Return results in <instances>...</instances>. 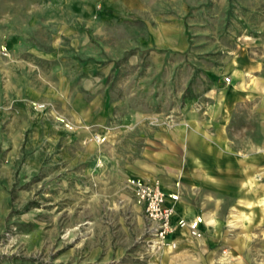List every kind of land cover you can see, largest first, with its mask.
I'll use <instances>...</instances> for the list:
<instances>
[{
	"label": "rangeland",
	"instance_id": "rangeland-1",
	"mask_svg": "<svg viewBox=\"0 0 264 264\" xmlns=\"http://www.w3.org/2000/svg\"><path fill=\"white\" fill-rule=\"evenodd\" d=\"M220 96L244 193L153 252L129 179L158 155L187 196L186 116ZM0 264H264V0H0Z\"/></svg>",
	"mask_w": 264,
	"mask_h": 264
},
{
	"label": "crops",
	"instance_id": "crops-1",
	"mask_svg": "<svg viewBox=\"0 0 264 264\" xmlns=\"http://www.w3.org/2000/svg\"><path fill=\"white\" fill-rule=\"evenodd\" d=\"M235 62L236 66L238 61L235 60ZM236 70L239 72L237 67ZM219 81L224 83L223 79ZM245 87L246 84L243 82L239 87L233 86L227 89V93L230 94H228L230 97L235 98L246 91ZM214 88L218 89L217 81ZM228 98L229 97L226 99V97H224L223 99V96H220V100H211L208 114L205 116L192 114H188L186 116V119L191 122L190 129L188 130L189 132L187 133L189 151H191L193 155L201 152L210 153L213 155H204L203 160L201 157H196L193 155L190 157L191 160H189L186 167H188V169H192L193 171L188 172L187 176L183 178L184 184L186 182V185L188 186V195L185 196L182 194V197L179 196L178 201L175 202V219L181 217L193 219L198 216H201L205 219L208 215L214 216L213 211L209 209L210 199L218 198L223 194L226 196L235 194L242 196L244 193V189L241 187H243V185L246 183L245 180L248 179V176L244 175V164L241 161L228 162L226 159V154L228 153V145L226 146L224 144L226 119L228 117L229 109L237 103V100H228ZM202 136L211 137L212 144H202L204 141ZM151 159L155 171L147 172L141 177L146 178L151 182L160 179L162 181V186L164 185L163 187L167 192L181 191L175 187L176 182L166 180L162 178L160 174H158V169L161 168L171 170V168L174 167L172 165V161L162 160L163 158L158 155L152 156ZM199 159H201V161ZM146 162H148V160H146ZM252 166H254V164H252ZM179 173L181 176L185 175L184 171H180ZM171 184L173 187L170 188L169 186ZM233 184L236 185L235 188L231 187ZM206 226L207 225L203 221L201 224L203 234L206 233ZM185 236H188L186 231H179L177 233V237L179 238L178 247L181 245V242L184 239L183 237Z\"/></svg>",
	"mask_w": 264,
	"mask_h": 264
},
{
	"label": "built area",
	"instance_id": "built-area-1",
	"mask_svg": "<svg viewBox=\"0 0 264 264\" xmlns=\"http://www.w3.org/2000/svg\"><path fill=\"white\" fill-rule=\"evenodd\" d=\"M230 77H225L229 82ZM38 105L36 107H43ZM134 197L144 208L148 221L149 247L153 252H159L164 247L176 249L179 245L177 233L187 231L192 238H201V216L193 219L184 217L175 219V202L179 199V192H167L160 182H151L134 177L129 179Z\"/></svg>",
	"mask_w": 264,
	"mask_h": 264
},
{
	"label": "bare ground",
	"instance_id": "bare-ground-1",
	"mask_svg": "<svg viewBox=\"0 0 264 264\" xmlns=\"http://www.w3.org/2000/svg\"><path fill=\"white\" fill-rule=\"evenodd\" d=\"M231 65H235V63H231L230 66H231ZM157 181H158V180H157ZM152 182H156V181H152ZM158 182H159V181H158ZM253 184H254V180H253V179H250V181H249V185H251V189L254 188V185H253ZM161 185H162V184H161ZM242 218H243V219H247L248 217H247L246 214L243 213V214H242ZM201 221H202V222H201V224H202L203 221H204V218H201ZM216 222H217L216 218H215V217L212 218L211 223H213V225H212L213 227H215ZM184 231H186V230H184ZM186 232H187V231H186ZM164 248H168V247H164ZM164 248H163V249H164ZM169 249H170V248H169Z\"/></svg>",
	"mask_w": 264,
	"mask_h": 264
}]
</instances>
